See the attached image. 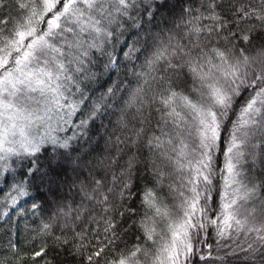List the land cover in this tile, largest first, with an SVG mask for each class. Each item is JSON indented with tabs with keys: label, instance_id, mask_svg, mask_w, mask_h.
<instances>
[{
	"label": "snow or ice",
	"instance_id": "1",
	"mask_svg": "<svg viewBox=\"0 0 264 264\" xmlns=\"http://www.w3.org/2000/svg\"><path fill=\"white\" fill-rule=\"evenodd\" d=\"M12 156L17 264H264V0H0Z\"/></svg>",
	"mask_w": 264,
	"mask_h": 264
},
{
	"label": "trees",
	"instance_id": "2",
	"mask_svg": "<svg viewBox=\"0 0 264 264\" xmlns=\"http://www.w3.org/2000/svg\"><path fill=\"white\" fill-rule=\"evenodd\" d=\"M126 38L127 37H124L122 39ZM113 79H115V76H113ZM108 83H104L102 87L106 88L108 86ZM94 87L101 86L95 85ZM40 131L42 132L43 129H40ZM64 134L65 133H53V135ZM67 134L70 135L71 133ZM101 144H103V141H101ZM20 160L21 158L15 156L9 157L7 161L8 171H5L3 175H0V214H2L3 212L9 213V216L0 219V258H3L8 262V264H17V262L20 261L21 256H27L31 253L32 248L28 242L32 241L33 237L36 236V230L41 227L42 221L47 220L48 212L50 211L46 204L44 205L43 212H41L40 210H35L34 212L29 211V209H31L32 200L27 197L18 199L15 210H13L10 206L11 202L8 199V195L11 192L10 184L13 182V178L16 176V174L21 171V164L14 163V161ZM3 167L4 163L0 162V169H3ZM65 192H59L58 194L62 196L65 194ZM12 194L14 195V193ZM45 198L49 200L51 199V197L47 196L46 192ZM37 203H42V201H37ZM68 203H70V200L68 201ZM9 236H11L13 242H17L19 244V255L14 254L8 248L7 242ZM43 242L44 241L40 240L36 241V248L41 247ZM24 249H27V251L25 252ZM46 259L50 260L51 264H72L70 257H67L63 254L57 256L54 252L51 251L49 252V255ZM41 264H43V262H41Z\"/></svg>",
	"mask_w": 264,
	"mask_h": 264
},
{
	"label": "rangeland",
	"instance_id": "3",
	"mask_svg": "<svg viewBox=\"0 0 264 264\" xmlns=\"http://www.w3.org/2000/svg\"><path fill=\"white\" fill-rule=\"evenodd\" d=\"M43 131H44V129H43ZM43 131H42V132H43ZM9 139L12 140V139H18V138H14V137H12V136H9Z\"/></svg>",
	"mask_w": 264,
	"mask_h": 264
}]
</instances>
